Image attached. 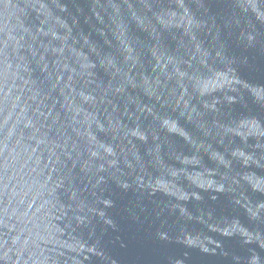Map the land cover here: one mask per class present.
Segmentation results:
<instances>
[{"label": "water", "instance_id": "obj_1", "mask_svg": "<svg viewBox=\"0 0 264 264\" xmlns=\"http://www.w3.org/2000/svg\"><path fill=\"white\" fill-rule=\"evenodd\" d=\"M0 264H264V0H0Z\"/></svg>", "mask_w": 264, "mask_h": 264}]
</instances>
